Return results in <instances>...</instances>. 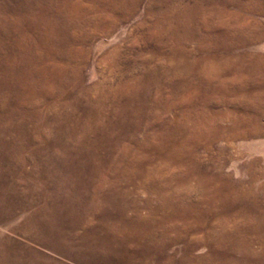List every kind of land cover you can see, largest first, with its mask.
I'll return each instance as SVG.
<instances>
[{
    "label": "rangeland",
    "instance_id": "1",
    "mask_svg": "<svg viewBox=\"0 0 264 264\" xmlns=\"http://www.w3.org/2000/svg\"><path fill=\"white\" fill-rule=\"evenodd\" d=\"M263 47L264 0H0V264H264Z\"/></svg>",
    "mask_w": 264,
    "mask_h": 264
},
{
    "label": "bare ground",
    "instance_id": "2",
    "mask_svg": "<svg viewBox=\"0 0 264 264\" xmlns=\"http://www.w3.org/2000/svg\"><path fill=\"white\" fill-rule=\"evenodd\" d=\"M232 16V15H231ZM224 17V16H223ZM227 18V17H226ZM29 23H27V25H30V21H28ZM47 22V21H46ZM159 22V21H158ZM47 23H45V25H46ZM48 24H49V22H48ZM50 25V24H49ZM223 25V24H222ZM47 26V25H46ZM221 26V25H220ZM236 26V25H235ZM49 27V26H48ZM52 27V26H51ZM225 27V26H224ZM227 27V26H226ZM53 28H54V26H53ZM229 28V27H228ZM186 29V28H185ZM232 30V29H231ZM234 30V29H233ZM236 31H238V29L236 30ZM185 32V31H184ZM231 32H234V31H231ZM221 33V32H220ZM229 34V33H228ZM237 34V33H236ZM220 36V35H219ZM178 38V37H177ZM213 38V37H212ZM221 39V38H220ZM223 39H225V38H223ZM236 39V38H235ZM170 40V39H169ZM222 40V39H221ZM226 40V39H225ZM224 40V41H225ZM228 40V39H227ZM230 40V39H229ZM228 40V41H229ZM235 41V40H234ZM240 41V40H239ZM238 41V42H239ZM223 42V41H222ZM241 42V41H240ZM166 43V42H165ZM220 43V42H219ZM176 45V44H175ZM222 45V44H221ZM227 45H229V44H227ZM224 46V45H223ZM229 47V46H228ZM165 48V47H164ZM174 48V47H173ZM182 48V47H181ZM227 48V47H226ZM264 48V47H263ZM175 49V48H174ZM75 50H77V49H75ZM182 50V49H181ZM228 58V57H227ZM204 59H206V60H208V58L206 57V58H204ZM203 59V60H204ZM229 60H231L230 58H228ZM235 60V59H234ZM216 61V60H215ZM219 61H221V60H219ZM240 61V60H239ZM205 62V61H204ZM211 62V61H210ZM235 62H237V61H235ZM234 62V63H235ZM212 63V62H211ZM222 63H225V62H222ZM221 63V64H222ZM230 63H232V62H230ZM230 63H228V64H230ZM219 64V63H218ZM221 64H219V65H221ZM227 64V63H226ZM240 63H238V65H239ZM163 65V64H162ZM206 65V64H205ZM210 65V64H209ZM208 65V66H209ZM212 65V64H211ZM214 65V64H213ZM224 65V64H223ZM232 65V64H231ZM236 65V64H235ZM189 66V65H188ZM215 66H216V64H215ZM242 66V65H241ZM170 67V66H169ZM198 67V66H197ZM201 67V66H200ZM225 67V66H224ZM229 67H231L230 65H229ZM227 68V69H231V68ZM193 68H194V64H193ZM199 68V67H198ZM238 68V67H237ZM191 69V68H190ZM218 69V68H217ZM216 69V70H217ZM221 69V68H220ZM234 69V68H233ZM232 69V70H233ZM242 69V68H241ZM154 70V69H153ZM213 71H214V69H212ZM223 70H224V68H223ZM245 70H246V67H245ZM180 71V70H179ZM191 71V70H190ZM194 71V70H193ZM203 71V70H202ZM201 71V72H202ZM218 71V70H217ZM225 71V70H224ZM227 72H228V70H226ZM230 71V70H229ZM243 71V70H242ZM206 72V71H205ZM204 72V73H205ZM210 72V71H209ZM234 72V71H233ZM238 72V71H237ZM244 72V71H243ZM246 72H247V70H246ZM183 73V72H182ZM213 73V72H212ZM219 73H220V71H219ZM215 74V73H214ZM243 74V73H242ZM245 75L247 74V73H244ZM208 75V74H207ZM212 75V74H211ZM210 75V76H211ZM225 75V74H224ZM223 75V76H224ZM192 76V75H191ZM194 76V75H193ZM222 76V77H223ZM243 76V75H242ZM248 76V75H247ZM236 77V76H235ZM216 78V77H215ZM237 78H238V76H237ZM154 79H155V77H154ZM208 79V78H207ZM223 80V79H222ZM229 80V79H228ZM232 80V79H231ZM247 80V79H246ZM208 81V80H207ZM210 81V80H209ZM198 82V81H197ZM149 83V82H148ZM226 83V82H225ZM228 83V82H227ZM200 84V83H199ZM209 85V84H208ZM212 85V84H211ZM210 85V86H211ZM232 85V84H231ZM194 86H195V84H194ZM197 86V85H196ZM200 86V85H199ZM190 87V86H189ZM201 87V86H200ZM167 88V87H166ZM218 88V87H217ZM193 89V88H192ZM221 89H223V88H221ZM225 89V88H224ZM230 89V88H229ZM238 89V88H237ZM211 90V89H210ZM231 90V89H230ZM201 92V91H200ZM235 92V91H234ZM198 93H199V91H198ZM195 94V93H194ZM194 94H193V96H194ZM197 94V93H196ZM236 94V93H235ZM212 95V94H211ZM232 97V96H231ZM171 98V97H170ZM221 98V97H220ZM227 98V97H226ZM239 101V100H238ZM231 103V102H230ZM211 109V108H210ZM231 111V110H230ZM227 112V111H226ZM217 113V112H216ZM218 114V113H217ZM215 116V115H214ZM219 116V115H218ZM234 117V116H233ZM230 118V117H229ZM236 119V118H235ZM204 124V123H203ZM197 125V124H196ZM150 127V126H149ZM194 128V127H193ZM247 128V127H246ZM195 130V129H194ZM235 135V134H234ZM219 136V135H218ZM230 137V136H229ZM213 138V137H212ZM187 148V147H186ZM125 149V148H124ZM192 150V149H191ZM194 150V149H193ZM181 151V150H180ZM188 152V151H187ZM193 152V151H192ZM196 154V153H195ZM157 155V154H156ZM196 156V155H195ZM193 157V156H192ZM188 158V157H187ZM181 160V159H180ZM183 161V160H182ZM180 165V164H179ZM197 167V166H196ZM197 169V168H196ZM193 172V171H192ZM197 175V174H196ZM207 177V176H206ZM198 180V179H197ZM203 180V179H202ZM167 182V181H166ZM203 182V181H202ZM165 183V182H164ZM213 184V183H212ZM196 186H197V184H196ZM199 186V185H198ZM208 186V185H207ZM221 189V188H220ZM182 190V189H181ZM187 192V191H186ZM189 193V192H188ZM210 193V192H209ZM220 195H221V193H220ZM215 197V196H214ZM168 200V199H167ZM189 200H191V199H189ZM216 200V199H215ZM226 201V200H225ZM237 201V200H236ZM228 202V201H227ZM198 205V204H197ZM177 206V205H176ZM228 207V206H227ZM199 208V207H198ZM223 209V208H222ZM191 210V209H190ZM211 211V210H210ZM167 214V213H166ZM171 216V215H170ZM210 216V215H209ZM224 216V215H223ZM201 217V216H200ZM204 218V217H203ZM213 218V217H212ZM230 220V219H229ZM205 221V220H204ZM220 221V220H219ZM157 222V221H156ZM145 223V222H144ZM228 223V222H227ZM190 224V223H189ZM155 225V224H154ZM247 225V224H246ZM168 229V228H167ZM178 230V229H177ZM243 231V230H242ZM165 234V233H164ZM202 235H204V234H202ZM201 235V236H202ZM184 238V237H183ZM240 238V237H239ZM181 239V238H180ZM165 240V239H164ZM220 243V242H219ZM199 244V243H198ZM235 244V243H234ZM237 244V243H236ZM235 244V245H236ZM241 244V243H240ZM193 245V244H192ZM194 246V245H193ZM239 246H242V245H239ZM244 249V248H243ZM239 254V253H238ZM216 263V262H215Z\"/></svg>",
    "mask_w": 264,
    "mask_h": 264
}]
</instances>
